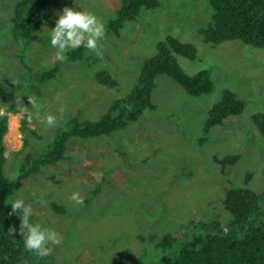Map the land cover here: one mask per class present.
<instances>
[{
  "label": "rangeland",
  "instance_id": "rangeland-1",
  "mask_svg": "<svg viewBox=\"0 0 264 264\" xmlns=\"http://www.w3.org/2000/svg\"><path fill=\"white\" fill-rule=\"evenodd\" d=\"M19 1L0 0V85L21 84L16 91L21 112L9 114L4 139L5 172L11 179L20 174L25 137L28 151L39 156L73 116L99 119L114 99L128 95L144 61L169 36L197 48L196 59L176 54L179 65L191 75L208 71L214 83L210 93L193 96L171 77L158 76L152 93L155 110H146L111 135L72 138L65 160L24 181L12 201L23 198L33 207L30 223L54 229L63 238L52 255L35 264H159L156 241L143 242L140 235L159 239L173 233L186 240L190 221H217L226 227L232 219L223 203L227 189L264 192V139L252 121L255 113L264 112V49L239 40L206 43L200 30L213 15L209 0H160L158 7L142 8L120 35L109 29V21L116 18L121 0L54 1L30 45L13 37ZM66 7L91 12L105 24L98 50L86 48L82 59L60 61L50 43L51 30ZM57 64L55 78L39 80L42 71ZM100 70L109 71L118 86L100 85L95 77ZM226 89L245 102L244 111L213 127L200 143L209 111ZM32 95L39 109L28 107ZM6 107L0 100V116ZM37 110L42 117L55 115L57 126L47 128L35 118ZM25 116L40 137L21 131ZM227 156L239 159L224 167L217 159ZM248 174L252 178L246 184ZM74 193L83 197L82 204L71 199ZM52 203L67 212L54 211Z\"/></svg>",
  "mask_w": 264,
  "mask_h": 264
},
{
  "label": "trees",
  "instance_id": "trees-1",
  "mask_svg": "<svg viewBox=\"0 0 264 264\" xmlns=\"http://www.w3.org/2000/svg\"><path fill=\"white\" fill-rule=\"evenodd\" d=\"M54 1L61 0H20L12 18L15 40L23 39L30 45L44 25L48 7ZM209 3L213 9L211 21L200 30L206 43L219 45L239 40L264 49V0H209ZM160 5V0H121L116 18L109 21V29L120 35L126 22L139 18L142 8L152 9ZM85 50L83 46L71 49L67 52V58L82 59ZM176 54L196 59L197 48L171 36L159 41L156 53L144 61L137 83L127 96L114 99L107 112L97 120H80L77 116L70 118L65 128L57 131L54 140L39 156L28 151L29 143L25 137L21 150L25 155L17 179H11L5 172L7 147L4 139L9 130V114L18 115L21 112L16 95L21 84L0 85V100L7 104V113L0 116V264H35L36 260H41L25 250L24 237L20 232V215H9L12 199L32 175L47 166H56L67 158L72 138L91 139L111 135L136 122L146 110H155L157 107L152 101V93L160 75L171 77L193 96L208 94L213 90L214 83L208 71L196 75L187 73L179 65ZM58 72L57 64L50 70L42 71L38 78L49 80L55 78ZM95 77L100 85L110 88L118 86V81L107 70L96 72ZM28 107H31L29 100ZM244 108L243 100L233 91L224 90L221 99L209 111L200 143L206 141L213 127L223 124L229 116L241 114ZM26 116L21 120V131L40 137L29 128ZM252 121L264 139V112L255 113ZM237 159L239 156H227L217 161L225 167ZM251 178L252 174H248L246 184ZM99 191L98 186L94 194ZM223 203L232 215L226 227L217 221L205 224L190 221L186 240L173 233H166L159 239L154 234L148 237L140 235L139 238L143 242L156 241L155 249L160 253L159 264H264V192L259 194L248 187H230ZM52 208L58 213L67 212L58 203H52ZM12 227L16 229L14 235L8 232Z\"/></svg>",
  "mask_w": 264,
  "mask_h": 264
},
{
  "label": "clouds",
  "instance_id": "clouds-1",
  "mask_svg": "<svg viewBox=\"0 0 264 264\" xmlns=\"http://www.w3.org/2000/svg\"><path fill=\"white\" fill-rule=\"evenodd\" d=\"M106 35V28L103 21L95 14L88 11H74L72 8H64L63 13L59 15L56 26L51 30V46L56 51V58L60 61L66 60V52L69 49L85 47L92 51H97L98 46ZM99 54V53H98ZM32 108L39 109L37 97L28 96ZM21 104V100L19 101ZM63 109H61V113ZM35 118L46 124L47 128L57 126V117L52 114L41 116L40 111L35 112ZM33 114H28V120L31 122ZM77 204L83 203V197L79 193H74L71 197ZM44 204L45 201H38ZM11 213H21L20 232L24 237V247L29 253H32L41 259L50 256L54 252L53 246H59L63 238L54 229L42 228L39 223H30V217L34 215L31 204L25 203L23 198H18L11 203ZM9 234L14 235L15 227L9 229Z\"/></svg>",
  "mask_w": 264,
  "mask_h": 264
},
{
  "label": "bare ground",
  "instance_id": "bare-ground-1",
  "mask_svg": "<svg viewBox=\"0 0 264 264\" xmlns=\"http://www.w3.org/2000/svg\"><path fill=\"white\" fill-rule=\"evenodd\" d=\"M13 131V130H12Z\"/></svg>",
  "mask_w": 264,
  "mask_h": 264
}]
</instances>
